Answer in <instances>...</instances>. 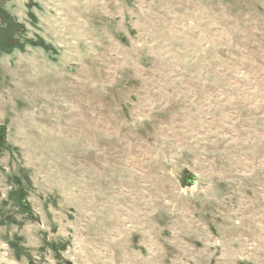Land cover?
Wrapping results in <instances>:
<instances>
[{"label":"rangeland","instance_id":"1","mask_svg":"<svg viewBox=\"0 0 264 264\" xmlns=\"http://www.w3.org/2000/svg\"><path fill=\"white\" fill-rule=\"evenodd\" d=\"M0 264H264V0H0Z\"/></svg>","mask_w":264,"mask_h":264}]
</instances>
